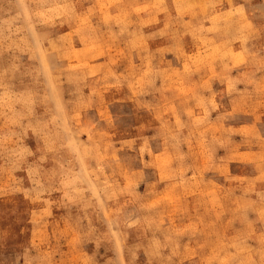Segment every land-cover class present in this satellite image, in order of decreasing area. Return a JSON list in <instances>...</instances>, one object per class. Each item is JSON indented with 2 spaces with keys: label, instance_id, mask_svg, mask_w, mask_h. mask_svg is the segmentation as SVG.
I'll list each match as a JSON object with an SVG mask.
<instances>
[{
  "label": "rangeland",
  "instance_id": "rangeland-1",
  "mask_svg": "<svg viewBox=\"0 0 264 264\" xmlns=\"http://www.w3.org/2000/svg\"><path fill=\"white\" fill-rule=\"evenodd\" d=\"M0 264H264V0H0Z\"/></svg>",
  "mask_w": 264,
  "mask_h": 264
}]
</instances>
